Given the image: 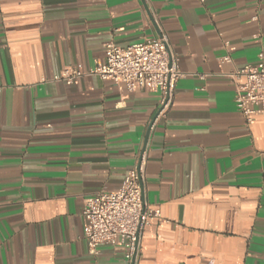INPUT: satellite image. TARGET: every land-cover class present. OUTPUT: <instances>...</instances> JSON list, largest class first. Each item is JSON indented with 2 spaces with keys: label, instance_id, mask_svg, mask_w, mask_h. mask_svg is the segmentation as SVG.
I'll list each match as a JSON object with an SVG mask.
<instances>
[{
  "label": "crops",
  "instance_id": "1",
  "mask_svg": "<svg viewBox=\"0 0 264 264\" xmlns=\"http://www.w3.org/2000/svg\"><path fill=\"white\" fill-rule=\"evenodd\" d=\"M160 37L183 78L155 120L158 92L87 74ZM260 51L264 0H0V264H264V114L246 123L230 77ZM142 156L161 220L134 261L90 256L84 200Z\"/></svg>",
  "mask_w": 264,
  "mask_h": 264
},
{
  "label": "built area",
  "instance_id": "2",
  "mask_svg": "<svg viewBox=\"0 0 264 264\" xmlns=\"http://www.w3.org/2000/svg\"><path fill=\"white\" fill-rule=\"evenodd\" d=\"M104 55L105 63L87 75L122 84L128 93L144 88L158 92L155 120L164 118L172 105L175 86L183 78L167 39L144 40L127 47L110 43ZM222 61L230 60L226 56ZM82 76L67 68L53 80L70 85ZM230 77L235 83L243 81L236 85L234 106L246 123L255 115L264 114V51L257 54L255 65L235 70ZM143 160L142 156L139 164L126 173L118 190L102 189L84 200L83 237L90 256H97L100 247H121L125 260L134 261L144 229L161 220L159 211L149 208L143 199Z\"/></svg>",
  "mask_w": 264,
  "mask_h": 264
}]
</instances>
